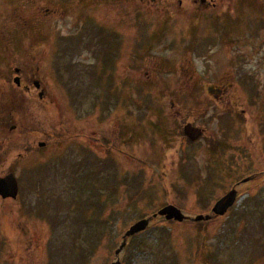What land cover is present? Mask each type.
I'll use <instances>...</instances> for the list:
<instances>
[{
  "label": "rangeland",
  "instance_id": "374dc122",
  "mask_svg": "<svg viewBox=\"0 0 264 264\" xmlns=\"http://www.w3.org/2000/svg\"><path fill=\"white\" fill-rule=\"evenodd\" d=\"M131 2L0 0L11 72L26 66L51 94L26 96L11 133L19 188L1 205L0 264H111L137 220L170 203L207 214L255 174L225 215L158 216L118 259L264 264V0Z\"/></svg>",
  "mask_w": 264,
  "mask_h": 264
},
{
  "label": "flooded vegetation",
  "instance_id": "af4514ba",
  "mask_svg": "<svg viewBox=\"0 0 264 264\" xmlns=\"http://www.w3.org/2000/svg\"><path fill=\"white\" fill-rule=\"evenodd\" d=\"M110 1L114 2V4L116 2L120 4L127 3L128 1L131 2V0H123V1L122 0H110ZM191 1L194 4L199 2L201 5H205L208 7L209 6L214 7L216 6L217 0H191ZM98 3H99V6L101 5V8L103 9V4L107 3V0H98ZM131 4L133 3L131 2ZM179 4H181V0H179ZM132 7L135 10L132 12L130 16L132 19V23H133L138 17L137 3H135L134 6ZM118 21L120 22L121 19H118ZM121 24L123 26L124 23L122 22ZM103 30H104V27H103ZM103 30L100 28V31H99L100 35L102 34ZM0 41H1L0 43V178H1L11 172L10 163H9L10 153H11L10 146H11V141H12L11 133L12 131L17 130L18 127H20V119H21L20 110L22 109L26 111V106H25L26 96L30 97L31 95H34L36 92L39 100L43 101V100H46L48 96L51 94L49 93V91H47L45 85H43L38 79H36L34 75L35 73L30 70H27L26 66H24V68L22 69V65L20 66L15 65L13 66L14 72L13 73L11 72L10 70L11 52H10L9 43L6 42L5 35L3 37L1 33H0ZM136 49L138 48L136 47L135 49H132V56H134V51ZM94 58H97L98 62H102L101 54L96 55ZM131 60L135 63V65H137L136 60L134 58L131 57ZM92 68L93 67L87 69L88 73H86V75L88 77L95 76L96 70H92ZM11 75L13 77L12 80H11ZM213 90L218 93H222L223 91L220 89H213ZM41 104H43V102ZM22 114H24V112ZM90 120H93V122L96 121L97 126H98V125L103 124L104 117L102 116V113L99 110L98 115L96 114L93 119L89 118L87 120L89 122L88 128L95 127V124H93V122L91 123ZM257 175L258 174H255L254 178L257 177ZM8 199L10 198H4L0 195V210L2 209L1 205L3 204V206H5V203H7ZM7 236L9 235H6V237Z\"/></svg>",
  "mask_w": 264,
  "mask_h": 264
},
{
  "label": "water",
  "instance_id": "95a60500",
  "mask_svg": "<svg viewBox=\"0 0 264 264\" xmlns=\"http://www.w3.org/2000/svg\"><path fill=\"white\" fill-rule=\"evenodd\" d=\"M184 134L191 140L197 139L202 135V130L196 127H193L190 123L184 126ZM44 143H39V146H43ZM253 179V176L247 177L243 179L241 182L245 183ZM18 191V185L16 177L13 173H8L4 177L0 178V195L4 198L11 197L13 199L16 198ZM238 191L236 190V186L226 192L222 197H220L211 207V210L207 214H198L195 216L186 215L181 211L173 203L167 204L159 209L156 213H153L151 216L146 218H141L134 222L129 228L125 231L122 236V241L120 246L115 250V256L117 259L111 264H120V260L118 259V255L124 249L127 240L129 237L144 231L147 226L151 223V221L158 217L162 216L167 221L174 220L176 222H182L185 220L191 221H210L215 220L216 218L223 216L226 212L233 206L236 202Z\"/></svg>",
  "mask_w": 264,
  "mask_h": 264
},
{
  "label": "trees",
  "instance_id": "16d2710c",
  "mask_svg": "<svg viewBox=\"0 0 264 264\" xmlns=\"http://www.w3.org/2000/svg\"><path fill=\"white\" fill-rule=\"evenodd\" d=\"M170 223H173V221H170Z\"/></svg>",
  "mask_w": 264,
  "mask_h": 264
}]
</instances>
